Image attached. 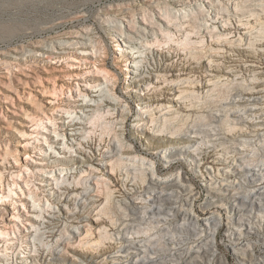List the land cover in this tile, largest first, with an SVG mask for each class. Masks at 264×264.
<instances>
[{
	"label": "rangeland",
	"instance_id": "obj_1",
	"mask_svg": "<svg viewBox=\"0 0 264 264\" xmlns=\"http://www.w3.org/2000/svg\"><path fill=\"white\" fill-rule=\"evenodd\" d=\"M226 2L0 0V195L2 191L8 194L10 188L13 190L10 197L0 199V229L8 232L0 234V264H70L72 261L75 264L76 259L85 264L102 262L101 257L114 253L119 244L107 240V234L102 237L104 226L108 229L104 231L113 232L111 220L114 222L118 217L117 220L127 221L117 216L124 215L118 203L124 197V188L146 189L143 168L151 166L156 169H150L155 177L179 176L183 180L189 191H183L182 198L195 196L192 204L199 216L215 209L222 213L223 224L216 236L219 257L227 259L228 264H238L240 252L249 250L259 258L255 262L263 259L261 206L256 207L255 203V213L244 216L254 233L240 240L236 245L241 250L238 252L227 232L230 216L217 205L219 202L198 212L208 188L216 189L207 185L209 179L205 180L204 176L210 171L209 175L222 178L216 169V156L231 155L226 159L228 164L236 162L238 167L245 164L244 167H253L264 176V139L249 137L252 149H236L233 134L239 133L238 129L245 123L232 122L236 118L227 114L226 107L234 108L236 105L229 101L238 98L235 95L241 93L239 90L249 86V70L243 68L240 74L234 71L237 78L232 77L234 72L228 79L220 78L228 74V66L235 64L241 68L248 64L256 66L258 71L261 69L256 75L263 79L264 52L258 47L264 48V28L260 27L264 26V6L252 8L250 12H257L260 17L244 20L249 23L243 25L232 15V9L226 14L219 12L221 4L232 8L233 4ZM262 2L248 0L249 5ZM251 27L257 30L249 32ZM256 31L262 34L253 39L252 33ZM221 40L237 47L224 52L225 46L217 43ZM219 46L224 50L218 49ZM216 65L220 70L213 69ZM198 75L199 84L209 83L202 87H176L182 82L176 85L172 81ZM237 79L246 84L242 81L244 84L240 85ZM254 84L264 88V81ZM180 89L185 91L184 96L178 97L176 103L172 98H176ZM167 106L175 112H166ZM144 110L148 113L144 114ZM231 126L238 128L231 131ZM157 128L164 131L157 132ZM194 129L200 130L190 143L201 142L199 148L192 145L195 150L190 147L187 154L165 158L168 147L184 140L169 142L167 135L175 131H181L182 135ZM216 130L220 136H216ZM205 131L211 135L204 133L209 138L202 135ZM155 132L159 135H154ZM111 137L115 143L132 148L122 155L128 158L126 165H132L129 170L120 164L121 170L110 178L107 172L119 158L110 152L112 148H107ZM215 137L221 145L216 140L217 148L207 146ZM107 152L112 156H105ZM102 161H108L109 165L104 168ZM123 168L129 173L128 180ZM138 169H143L142 177ZM92 171L98 176L88 183L93 190L90 200L86 198L89 193L84 195L81 182ZM239 175L240 179L234 182L237 192L243 194L258 186L254 177L248 183L245 174ZM114 189V193L110 192ZM82 195L83 200L87 199L85 206L79 202ZM100 217L102 221L96 223L94 220ZM73 225L77 228L72 230ZM101 226L103 229H99ZM143 226L146 230V225ZM151 228L150 232L147 230V233L153 230L149 236L160 237L161 228ZM139 234L141 239L147 238L146 233ZM63 235L69 239H63ZM98 239L103 240L100 247ZM56 248L61 251L52 254Z\"/></svg>",
	"mask_w": 264,
	"mask_h": 264
},
{
	"label": "bare ground",
	"instance_id": "obj_2",
	"mask_svg": "<svg viewBox=\"0 0 264 264\" xmlns=\"http://www.w3.org/2000/svg\"><path fill=\"white\" fill-rule=\"evenodd\" d=\"M180 1H187V0H180ZM226 1H227L226 3H228V4H233L232 8H229L228 6L221 4L220 8H219L221 10H219V12L226 14L232 9V12H231L232 15L237 19V21H239L243 25L244 24L248 25L250 20H252V19L255 20V19H257V17H260V16H258L259 13H257V12H250V10L252 8L254 9L255 7L259 8V6H264L263 2L262 3H254L252 5H249L248 0H242L243 2L239 1V0H226ZM244 2H246V3H244ZM120 9H122V7ZM263 11H264V9H263ZM246 13H249V14L246 15ZM244 20H249V21L244 22ZM228 22L231 23L230 15H228ZM230 26H231V24H230ZM237 27H239V26H237ZM260 27H262V29L264 28L263 25H261ZM255 29L257 30V27H251V29H249L250 30L249 32H253ZM258 29H260V28H258ZM256 33H257V31L252 33L253 39H256L257 36L259 37L262 34V33H260V35H259V33L258 34H256ZM254 34H255V36H254ZM248 40H249V38H248ZM249 41H252V40H249ZM217 43L225 46L224 48H226V50L224 52H227L228 50L232 51V48L233 47L235 48V46H236L235 44H233L231 42H227V41L226 42L222 41V42H217ZM252 43H253V41H252ZM219 48H221V50L223 49L222 46H219L218 49ZM227 48H229V49H227ZM258 49L264 52L263 47L262 48L258 47ZM217 55H220V53ZM220 56L223 57L224 55H220ZM225 58H227V57H225ZM209 62H211V61H209ZM222 65L224 66V64H222ZM210 66H211V64L209 65V68L212 69V67H210ZM239 66L240 65L236 66L234 64V66L233 65L228 66V69L226 67V69H227L226 72L228 74L222 73L223 76L221 75L220 78L224 77L225 79H228L229 75H231L236 70L239 71V74L241 73V71L243 73V68L246 70H249V73L247 72L248 74H250L249 78L247 79V81H249L248 82L249 86H247V88L242 86V88L244 87V90H242V91L239 90L241 93L236 92V94L237 93L238 94L235 96H237L238 98L233 97L231 99V101H229L230 102L229 104L234 103L236 105V106L234 105L235 106L234 108L233 107L230 108L231 106L228 108V105H227L226 107H227V110L229 112L226 111V109H225V111L228 112L227 114H229V116L231 114L236 118L235 120H233L234 117H233V119L231 118V121L233 120L232 122L236 121L238 123H243V124L245 123V125H243L244 127L241 126L242 128L238 129L239 133L235 132L238 135L233 134V136L235 135V138H233V139L235 140L234 145H236L235 146L236 149L238 148L240 150L246 151V149L248 147H251V144H252L251 143L252 139L250 140L249 137L250 138L255 137L256 139H260V138L264 139V105H262V103L264 104V102H263L264 101L263 100L264 88L257 87V85L254 84V83H257L258 81H264V77H263V79H260L259 77H257L258 75H256V74L258 72L260 73L261 69H260V71H258V69L256 70L255 69L256 66L252 67L253 66L252 65L251 67H249L248 64L247 65L244 64L241 67L242 69ZM213 69L220 70V67L217 66ZM101 71L103 72V70H101ZM106 72H108V70ZM262 72H264V69ZM232 75H233L232 77H235V78L238 77L237 72L236 73L234 72V74H232ZM212 76H213V74H212ZM198 77H199V75L197 77L193 76V78L187 76V78H178V79H176V80L174 79L172 81L175 82L176 85H178V83L182 82L181 84H179L176 87H182V86H188V85L191 87L192 86L197 87V86L201 85V87H202V85H206L207 82L209 83V81H207V82H204V84H201V83L199 84L198 81L200 82L201 76H200V78H198ZM241 77H243V75H241ZM215 78H213V79H215ZM187 80H190V81L187 82ZM210 80H212V78ZM224 81L227 82V81H230V79L224 80ZM237 81H239V80L237 79ZM242 81L240 83L239 82H237V83H239L240 85H243L244 83L246 84V81L245 82L243 81L244 83ZM234 82H235V79H234ZM213 83H214V80H213L212 84ZM241 83H243V84H241ZM178 91H179L178 94H175L176 98H172V101H174L176 103L179 101L178 97L180 99L183 98V96H184L183 93L185 92L183 89H180ZM166 109H167L166 112L170 111V110H172V111L174 110V112H175V109H172L171 106H167ZM143 113L144 114L148 113V110H144ZM176 113H177V111H176ZM144 114H142V115H144ZM227 114H225V116H227ZM145 117H147V115ZM217 118H219V117L217 116ZM222 118L220 117V119H222ZM153 121L154 120L152 119L151 122H153ZM219 122H220V120H219ZM238 125L239 124H237L235 126H238ZM140 126L141 125H138V127H140ZM233 126H231V128H230L231 131L233 129H237L238 127H240V125L237 128H234L235 126L234 127ZM245 126H246V128L248 127L250 130L248 129L249 130L248 131L245 128ZM199 130L200 129H198V132H199ZM217 130L215 131V134L219 133V131H217ZM155 131H157V132L161 131L162 132L164 130L157 128V129H155ZM198 132H197V130L195 131V129H194V131L188 130V131L184 132L182 135H180L182 133L181 131L170 132L173 135H170V134L167 135L168 141L173 140V139H184V140L182 142L178 141L179 143H177L176 145H172V146L168 147L169 151H168L167 155L166 154L164 155L165 158L171 159V157H174L178 153H183V154L189 153V151H191V149L193 148L192 145H196L194 143L191 144L190 142L195 140V138L198 137ZM174 133H176V135H174ZM204 133H206V131L202 133V135L205 138L208 136L209 137L211 136L209 133H206L209 135L205 136ZM154 135H159V134H157L155 132ZM217 135H219V134H216V136ZM218 139L219 138H216V137L211 138L208 141L210 143H208L206 145L207 146H213V147L217 148L216 145H218L220 143ZM233 139H232V141L234 142ZM104 140L105 139H103V141ZM216 140H218V142H217L218 144H216ZM253 141H256V140H253ZM231 142H229V143H231ZM258 142H260V140H258ZM196 143H198V142L196 141ZM224 143H225V141H224ZM226 143H228V142H226ZM109 144L110 145H108L107 148L110 150L112 148V151H110V152H112L113 154L119 155V158L115 159L113 161V164L111 165L110 170L107 172L108 176L111 178L115 175L116 172L121 170V168L119 167L120 164L121 165L127 164L128 158L126 159L122 155L131 151L132 148L115 143V140L113 137L110 138ZM200 144H201V142L198 143L196 146L199 148ZM263 144H264V142H263ZM166 145H169V144L167 143ZM202 145H204L203 140H202ZM220 145H221V143H220ZM196 146H194V147H196ZM190 147H192V148L190 149ZM198 148H196V150H198ZM251 149H252V147H251ZM166 150H167V148H166ZM193 150H195V148H193ZM233 151L235 152V150H233ZM110 152L105 153V156H112ZM156 152H158V151H156ZM239 153H241V152H239ZM230 157H231V155L228 158H225L224 156H221V155L216 156V158H217V160L215 161V163L217 164L216 169L218 170V176H220L222 178H220L218 180V178L215 175H213V176L209 175V174H211L210 171H208V173L204 176L205 180L209 179V181L207 182V185L215 186L216 189L208 188V190L205 192V199L202 201V203L199 204L201 206V209H198V212H202L205 210V208H208V207L212 206L213 204L216 205V203L219 202V204H217V205L222 207L223 210H225V212H227L228 216H230L229 217V227L227 229V232H230L229 236H230L231 243L233 244L232 246L235 249H237L236 245H239L240 240H243V238H247V237L249 238V237H251V234L254 233L251 230L253 228L250 225L251 223H247L244 220L245 219L244 216H249V215H252L253 213H255V211H254L255 207L253 206L255 203H256V207L261 206L260 209H264V185H262V184H264V176L260 175V174H262V172L259 174L260 171H258V172L254 171L253 167H251V168L244 167V166H246L245 164H244V166H240V167H238L239 165L236 162L234 164L232 163V165L228 164L229 161H226V159H229ZM243 158H245V157H243ZM243 158L241 160H243ZM233 160L234 159H231V161H233ZM247 161H246V163H247ZM244 162H245V160H244ZM100 163L104 168H105V166L109 165L108 161H105V162L102 161ZM130 165H132V164H130ZM130 165L129 166L126 165L127 169H129V170H130V168H128V167H130ZM236 165H238V166H236ZM247 166H248V164H247ZM139 167H140V165L138 166V168ZM143 167H141V168H143ZM151 167H147V168L144 167L143 168L144 169V171H143L144 176L143 177H142V171H141L143 169H141V170H139L140 168L138 169L140 171L139 175H141V177L146 179V181H147L146 184L148 186L146 185L147 186L146 189H143V191H136V190L129 191L127 188H124V191H123L125 193L124 197H122L123 198L122 200L119 199L120 200V202H118L119 207L121 209H123L124 215L120 216L119 212L117 213L119 215H117V214L116 215L122 219L124 218L127 221H123L120 219L117 220L118 217L116 218V220H114V222H113V220H111L112 221V227L115 229V231H113V232L108 231V233H107V231H104V230H108V229H105V228H107L105 226H104V229L102 228L103 226H101L99 228V229H103V232H104V235L102 233L103 238L107 234V236H105L107 240H110V242L113 244H115V240H116L117 241L116 244L117 243H119V244L116 245V250L114 253L102 256L101 258L103 259V261L98 263V264H103V263L105 264V263H108L109 261L111 262V264H228L226 261L227 259H224V258H221L218 256L219 255V252H218L219 244L216 241L217 232L221 229L222 224H223L222 218H221L222 213H220L219 211H216V209H215V211H211L209 214L204 213L205 214L204 216H199L198 215L199 213H196L197 210L195 208H193V204H192L193 201L195 200V196L193 194H190L189 195L190 197L189 196L187 197V195H185L187 198L186 197L182 198L183 197L182 192L186 191V190L189 191V187H187V185L185 183H183V180L178 178L179 176L167 177L165 179L164 178L160 179L158 177H155L156 175L155 174L153 175V173H155V172L153 171V173L151 174V172H152L151 170H156V169H151ZM154 168H155V166H154ZM127 169L123 168V170H125V172H127L126 171ZM245 169L246 170L250 169V170L246 171ZM135 170H137L136 167H135ZM240 173L242 175L243 174L246 175L245 179L249 180L248 183L251 182L252 177H254L253 179H257L259 182V184H257L258 186L255 188H252V189L250 188V190H247L246 193L243 192V194H242V192L241 193L237 192L236 187L234 186L235 185L234 182L236 183V181H238V179H240L239 178V176L241 177V175H239ZM233 175H234V177H233ZM97 176H98V174H95L92 171V173L87 175V177H84L83 182H81L83 184V188H84V192H83L84 195H87V193H89V195L86 197L87 199L91 200V198H92L91 196L93 195L91 192L93 190H91V186L88 183H89V181H92V179L97 177ZM125 176L127 177L126 180H128V178H130L128 172ZM135 179H136V176L134 177V181H135ZM180 180H182V181H180ZM129 181H130V179H129ZM13 184H16V182H14ZM144 184H145V182H144ZM12 191H13L12 188L9 189L8 194H4V192L2 191V194L0 195V199L3 197H10L11 196L10 193ZM110 192L114 193L115 189L110 190ZM145 194H146V196H145ZM109 195L110 194H108V196ZM83 198H85V197L82 195L79 198V202L83 203L85 206L87 199L83 200ZM115 201H118V200H115ZM200 206H198V207H200ZM121 214H122V212H121ZM101 215L103 217V214H101ZM100 220L102 221L101 217H100V219H96L94 221L96 223H99ZM142 224L146 225V227H147L146 230H144L145 228H143L144 226ZM147 224H148V226H147ZM151 227H154V228L159 227V228H161V231H163L164 233L161 232L160 233L161 235L159 234L160 237H158V238L155 237L157 239H155V238L153 239V237L155 235H153L152 237L149 236L152 234L153 230L151 233H147L148 231L150 232L149 228H151ZM70 228L72 230L76 229L77 225H73ZM101 232H102V230H101ZM141 232L146 233L147 238L141 239L142 235L139 234ZM7 233H8L7 231H5V230L3 231L0 229V234H7ZM155 234L157 236L158 233H155ZM102 237H101V239H103ZM62 238L63 239H66V238L69 239V237H67V235H63ZM106 239H103V240H106ZM103 240H101V242H100V240L98 239L100 244L96 240L93 242H95V244L97 242L99 244V247H100ZM244 243H243V245H244ZM248 243H249V240L247 241V244ZM86 244H87V242H86ZM91 245H94V244H91ZM95 246H98V245H95ZM91 247H94V246H91ZM97 249H98V247H97ZM244 249H247V248H244ZM60 251L61 250L59 248H56L54 253H52V254L59 253ZM238 251H241V250L237 249V252ZM240 254L238 255L239 256L238 257L239 258L238 264H264V247H263L262 253H260V256H262L263 259H261L258 262H255V261L259 258H255V256L251 252H249V250H245L244 252H240ZM183 255H185V256H183ZM55 258H57V257H55ZM73 259H75V258H73ZM77 261L78 260L76 259L75 264H85L83 261H78V262ZM93 261H96V260H93ZM70 264H74L73 261Z\"/></svg>",
	"mask_w": 264,
	"mask_h": 264
}]
</instances>
